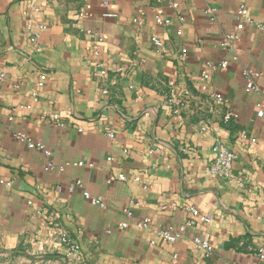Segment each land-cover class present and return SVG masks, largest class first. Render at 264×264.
<instances>
[{
	"label": "crops",
	"instance_id": "0c3cea01",
	"mask_svg": "<svg viewBox=\"0 0 264 264\" xmlns=\"http://www.w3.org/2000/svg\"><path fill=\"white\" fill-rule=\"evenodd\" d=\"M172 1L179 7L0 0V264L257 263L264 117L244 72H259L264 91V0ZM241 6L251 23L229 51L222 43ZM156 14L171 23L157 24ZM87 30L104 38L97 54ZM222 61L226 67L202 78L207 62ZM172 82L180 90L173 101ZM184 90L194 99L182 104ZM213 92L228 99L237 119L224 120L228 107L203 103ZM54 113L64 126L51 120ZM219 142L237 154L229 178L210 171ZM77 180L105 205L70 190ZM192 207L208 220L189 224ZM143 219L149 224L140 228ZM165 226L185 229L168 242L158 236ZM63 235L80 246L81 262L70 263ZM196 237L210 242V254L195 247Z\"/></svg>",
	"mask_w": 264,
	"mask_h": 264
},
{
	"label": "built area",
	"instance_id": "2783aa9c",
	"mask_svg": "<svg viewBox=\"0 0 264 264\" xmlns=\"http://www.w3.org/2000/svg\"><path fill=\"white\" fill-rule=\"evenodd\" d=\"M163 2H167L170 7L172 8H178L179 4L177 2H174L172 0H162ZM35 12H39V7H35L34 9ZM207 13L211 15V20H215V15H214V10L212 8L207 9ZM84 15V12L82 13ZM238 14V23L234 29V31L228 33L225 35L224 40H223V47L227 48V50L232 51L233 50V43L236 40V38L239 35L240 30L244 28V26L247 23H251V18L248 14V10L245 6H241L237 12ZM183 19V18H182ZM135 22H140L138 20H135ZM155 22L159 25H169L171 23L170 18H166L162 16L161 14H156L155 16ZM41 28H44V26H40ZM87 34L91 37L94 38L95 40V47L94 51L97 54L99 49L98 45L104 40L102 34L94 32L92 30H87ZM37 32L32 31L31 35V41L36 42L37 41ZM152 40L154 41L155 45L160 48L163 46L162 40L158 36H153ZM207 70L203 72L202 78L205 80L209 78V70L214 71L219 67H226L227 62L222 61L220 63H212V62H207L206 63ZM102 74H105L106 71L103 70L101 72ZM260 76V73L254 70H246L244 72V79H245V89L246 91L249 92H257L260 94L261 99L257 103V115L259 117H264V91L261 90L257 83V79ZM3 77V74H0V79ZM45 80V76H41V80L39 82V85H43V81ZM204 89H206V86H203ZM179 88L176 84L173 82L171 83V101L174 100V97L178 93ZM194 99V96L189 90H184L182 91V97L180 98L179 101L182 102V104H185L189 102L191 99ZM184 100V101H183ZM177 100L176 103H179ZM184 102V103H183ZM204 104H208L210 106L214 105L217 106L218 108H225L228 107V111L226 110L225 115H224V120L225 121H230L231 119H237L238 114L234 112L230 107H229V101L228 99L221 93L213 92V93H208V96L205 99V102L203 101ZM51 120L57 122L58 125L64 126V122L60 120V115L58 113H54L51 116ZM112 136V134H110ZM22 140H25L28 144L29 147L31 148H38L41 150H44L46 154H49L47 150H45L44 146L37 144L34 140L31 138L27 137H20ZM252 143L255 142L254 139L251 140ZM214 151V158L210 166V171L211 173L218 177V178H229L232 174L233 166L235 163V160L237 159V154L234 152L230 147H228L225 143H217L213 147ZM112 159V158H110ZM80 165H83V162H79ZM49 168H52V165L49 164ZM119 179H124V175L120 174L118 176ZM75 188H80L83 189V194L86 198L90 199L93 204H99L101 206H104V202L100 198L92 197L90 193L84 189L83 182L81 180L75 181L71 186L70 190H74ZM190 219H189V224H193L196 220L200 221H207L208 218H206L204 215L200 214L199 211L196 208H191L190 210ZM129 216L133 215V212L129 210L127 212ZM149 224L148 219H143L138 221V226L140 228H145ZM122 227H126L127 223H122ZM184 227L180 228L179 230H174L170 226H165L161 228L158 232V236L162 238L164 241L168 242H175L177 239H179L184 231ZM61 241L66 245L67 251H66V256L70 260V263H79L82 261V254L80 251V246L75 243L72 239L66 236L61 237ZM194 244L195 247L202 249L206 252V254H210L212 252V246L210 242L206 239L196 237L194 238ZM264 263V247L259 250L258 253V260L256 264H263ZM227 264H237V263H227Z\"/></svg>",
	"mask_w": 264,
	"mask_h": 264
}]
</instances>
